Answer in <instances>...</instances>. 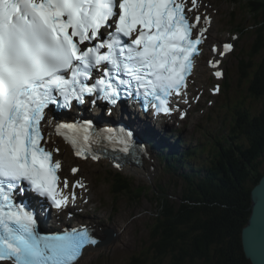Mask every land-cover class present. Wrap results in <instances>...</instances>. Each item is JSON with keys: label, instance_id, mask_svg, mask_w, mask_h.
Returning <instances> with one entry per match:
<instances>
[{"label": "snow or ice", "instance_id": "1", "mask_svg": "<svg viewBox=\"0 0 264 264\" xmlns=\"http://www.w3.org/2000/svg\"><path fill=\"white\" fill-rule=\"evenodd\" d=\"M196 8L198 0H0V264H77L87 246L97 245L86 226L41 234L16 190L24 193L26 182L41 210L45 202L60 210L76 200L64 189L84 188L58 175V149L42 143L45 121L76 156L94 160L93 146L105 141L128 153L133 133L94 131L91 121L55 123L46 110L71 108L85 96L115 105L122 94L142 97L145 110L156 113H172V96L188 103L187 81L207 31L198 28L199 14L190 20ZM232 48L225 43L218 55ZM207 63L215 69L220 60ZM97 70L102 75L90 83Z\"/></svg>", "mask_w": 264, "mask_h": 264}, {"label": "trees", "instance_id": "2", "mask_svg": "<svg viewBox=\"0 0 264 264\" xmlns=\"http://www.w3.org/2000/svg\"><path fill=\"white\" fill-rule=\"evenodd\" d=\"M229 1L243 10L250 21V28H244L241 23L235 26L234 33L248 34L246 30L251 29L253 36L251 50L246 53L242 47L238 50V67L241 71L245 68L242 76L252 95L261 98L264 96V0ZM233 14L231 11V17ZM225 77L222 85L228 92L230 84L228 76ZM235 109L230 133L212 143L207 158L203 157L205 150L190 147L176 154L173 161L170 158L165 161L164 169L184 181L179 201H174L162 187L160 193L154 192L136 184L132 176L125 177L121 171L113 170L115 177L110 184L113 183L114 193H129L134 200L152 194L149 198L156 207L149 244L129 264L164 261L166 264H251L243 251L241 233L251 213V189L264 174V106L257 113L244 105ZM180 157L183 160L178 165ZM196 157H202L205 163L193 168L187 160ZM180 165L190 166L191 170L183 171L180 176L177 173ZM107 168L112 169L109 165Z\"/></svg>", "mask_w": 264, "mask_h": 264}, {"label": "rangeland", "instance_id": "3", "mask_svg": "<svg viewBox=\"0 0 264 264\" xmlns=\"http://www.w3.org/2000/svg\"><path fill=\"white\" fill-rule=\"evenodd\" d=\"M204 2L207 6L206 13L208 12L213 18L211 30L208 31L209 42H222L228 39L234 43V51L226 53L222 57L219 70H222L223 74L220 77L214 75L215 71H209L205 62L200 65L205 69V72L193 85L198 91L197 96L193 97L195 102L192 107L194 108H190L188 119L180 120L177 124L169 123L170 125L159 128L150 126L144 134L152 135L156 131L163 136L162 139L168 146H177L178 151L189 146H196L201 150L205 149L203 157H207L213 149L212 143L215 138L230 133L234 124L235 108L244 105L253 113H257L264 106V96L256 98L252 95L251 89L247 87V81L242 76V71H245V68L241 71L238 67L239 48L242 47L246 53L251 50L253 45L251 29L248 31L245 29L248 34L241 33L237 37L234 35L235 26L238 23L243 24L244 28H250V21L246 19L245 12L240 11L229 0H204ZM231 11H234L232 18ZM205 53L209 54V51L207 50ZM225 74H227L230 84L228 92L221 90L215 93L213 88L219 87ZM166 131H171L170 136L165 135ZM154 137L151 141L162 140L159 139L160 137ZM177 139L179 144L175 142ZM60 148L63 151L62 154L65 153L67 156L66 163L72 166L74 163L70 165V160L73 158L65 149H62V145ZM153 153H156V149L152 155ZM76 161L78 171L73 174L68 167L67 175L70 178L83 177L89 183V199L93 197V200L86 205V211L82 215L87 216L86 219L95 221L94 223L101 228V232H97L98 235H104L105 229L113 230L116 233L111 244L98 250H87L84 258L78 264H129L133 262L135 257L139 256V252L147 248L150 241V230L156 210L155 202L149 198L152 197V194L148 195L149 197H140V199L136 200L135 198L134 200L129 193L124 195L114 193L113 183L110 184V180L115 177L113 170L118 171L117 169L107 168L108 163L105 160H101V164L90 160ZM191 162L194 164L190 165L193 168H198L204 163L202 157L192 158ZM152 163L154 169L151 176H142L135 171L127 170L122 173L131 175L136 184L145 186L154 192L160 193L162 187L167 192L166 194H171L174 201H179L184 187L183 179L171 176L164 169L163 164L154 157ZM190 166H179L177 173L180 175L185 170L190 171ZM62 173L65 175L64 172ZM162 264H166V262L164 261Z\"/></svg>", "mask_w": 264, "mask_h": 264}, {"label": "bare ground", "instance_id": "4", "mask_svg": "<svg viewBox=\"0 0 264 264\" xmlns=\"http://www.w3.org/2000/svg\"><path fill=\"white\" fill-rule=\"evenodd\" d=\"M189 7H190V5H189ZM207 6H206V4H205V2H204V0H198V8L197 9H199V10H201L202 12H204V10H205V8H206ZM231 15V14H230ZM232 18V17H231ZM203 26L204 27H206L208 30H211V27H212V24L210 25V24H203ZM207 39H209V38H207ZM208 41H210V40H208ZM221 51V50H220ZM209 56V57H208ZM209 59H211V60H213V61H215V60H220V63H221V60H222V57L221 56H219L218 55V53L216 54V55H210V53L209 54H206L205 53V55H204V52H202V56L199 58V60H198V62H196V65H195V67H196V70H195V73L193 74V75H195V76H193L192 78H194L192 81H193V83H194V80L195 81H197L203 74H204V72H205V69L204 68H201L200 67V65L201 64H204V62H206V65L208 66V68L207 69H209V71H212V67H210L209 65H208V63H207V60H209ZM205 65V66H206ZM218 66V65H217ZM220 67V66H219ZM218 67V68H219ZM217 69V68H216ZM216 71V70H215ZM214 72V71H213ZM192 84V82H190V85ZM190 85H189V87H190ZM193 87H191V88H189L188 90V93H190L192 96L193 95H197V89L196 88H193ZM218 92V91H217ZM192 101H194V99H192ZM174 103H181V104H183V102H181L180 100H179V102L178 101H174ZM180 104V105H181ZM198 106H199V104H197ZM198 106H196V107H198ZM190 110V109H189ZM131 111H132V113H134L135 112V114L137 115V116H142L141 115V112L138 110V108H136V106H133L132 107V109H131ZM191 111V110H190ZM128 117V116H127ZM78 118H80V116L78 117ZM130 118H133V116H131ZM189 118V115H184L183 116V118L181 119V121H185L186 119H188ZM124 120H126L125 118H123ZM127 119H129V117L127 118ZM132 120V119H131ZM105 122V121H104ZM132 124H134L133 126L136 128V131H137V133H139L140 135H142V138H143V134H144V132L147 130V129H149L150 128V124H143V123H139V122H136L135 120H133V122H131ZM136 123V124H135ZM147 133V132H146ZM170 134H171V131H166L165 132V135H168V136H170ZM152 136H156V137H163V136H161V135H159L156 131H155V133L154 134H152ZM226 136V135H225ZM221 137H223V136H221ZM218 138H220V137H218ZM175 142H177V144H179L178 142H179V140L177 139V140H175ZM155 150V149H154ZM153 150V151H154ZM156 150H158L159 152L161 151L162 153H163V151H162V149H156ZM104 152H108V151H105L104 150ZM105 156V159L104 160H106V161H108V160H110V164H112L113 163V161L111 160V157L113 156L112 155V153H111V156L109 157L108 155H104ZM66 154L64 153V154H61V152L60 153H58V154H56V156H55V158H58V159H60L61 160V162H62V167L64 166L65 167V169H64V172H65V174L68 172V167H70L67 163H66ZM112 159H113V157H112ZM118 163H119V165L120 166H122L123 164L122 163H120V161H118L117 159H115ZM179 160H183V157H180V159H178L177 160V163H178V165L180 164V162H179ZM187 160V159H186ZM164 159L163 158H160L159 159V162L160 163H162L163 165V167H164ZM189 162H191V160H187V163H189ZM141 163V165H126L125 167H123L122 168V170L123 171H125V170H127V171H135V172H137V173H139L140 175H142V176H151V174H152V171H153V163H151V160H149V157L147 156L145 159H144V161H142V162H140ZM192 164H193V162H191ZM181 167V166H180ZM71 171V170H70ZM125 177H128V176H131V175H129V174H127V173H124L123 174ZM65 177V179H67L68 181H69V184L71 185V183H74V182H76L75 181V179L73 178V179H70V177H68V176H64ZM260 181V180H259ZM258 181V182H259ZM84 188H82L83 190H77V192H78V195H79V198L80 199H85V191H88L87 190V188L89 187V183L87 182V181H84ZM257 184V183H256ZM255 184V185H256ZM254 185V186H255ZM253 186V187H254ZM253 189V188H252ZM252 189H251V191H252ZM93 198V197H92ZM91 198V199H92ZM108 230H104L103 231V234H104V238H106L107 236H109V233L107 232ZM99 233V232H101V228L98 226V225H96L95 226V233ZM102 241V240H101ZM149 244V243H148ZM92 246H89V248H91ZM143 249V248H142ZM142 251V250H141ZM84 254H86V251H85V253ZM84 254L81 256V258L80 259H78V262H77V264L84 258ZM135 259H136V257H135ZM100 264V263H99Z\"/></svg>", "mask_w": 264, "mask_h": 264}, {"label": "water", "instance_id": "5", "mask_svg": "<svg viewBox=\"0 0 264 264\" xmlns=\"http://www.w3.org/2000/svg\"><path fill=\"white\" fill-rule=\"evenodd\" d=\"M101 237L97 248L114 241V233ZM242 247L251 264H264V174L251 191V213L241 233Z\"/></svg>", "mask_w": 264, "mask_h": 264}]
</instances>
